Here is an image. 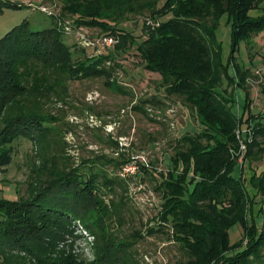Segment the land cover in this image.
<instances>
[{"label":"trees","instance_id":"obj_1","mask_svg":"<svg viewBox=\"0 0 264 264\" xmlns=\"http://www.w3.org/2000/svg\"><path fill=\"white\" fill-rule=\"evenodd\" d=\"M159 1L56 3L63 18L71 19L72 29L118 39L98 57L77 44L66 45L54 22L50 29L32 31L23 21L0 39V172L12 163L20 141L37 146L25 193L15 188V199L10 200L0 188V264H149L152 258L138 248L146 237H159L179 250L181 257L173 264H264V167L253 170L264 166V112L247 117L235 113L234 92L217 91L226 81L246 90L251 72L239 68L233 52L241 41L264 30V0H163L157 7ZM2 7L20 6L0 0ZM252 11L257 14L250 15ZM144 13L149 16L137 23L139 34L122 26L128 15L141 19ZM222 16L231 28L234 77L215 36ZM128 55L138 57L145 70L160 74L165 95L180 97L202 128L174 138L167 169L149 174L159 197L157 214L144 232L134 229L125 235L120 230L126 224V197L105 196L106 191L115 194L116 187L126 191L118 171L128 161L121 153L118 161L102 155L73 166L72 146L57 126L62 127V119L52 110L69 103V84L74 82L103 78L114 93L130 94L113 79ZM139 102L132 110L152 121L150 109L161 102L155 96ZM243 126L244 135H238ZM112 165L115 175L107 169ZM245 169L252 170L248 184L253 197L241 176ZM141 170L148 174L143 165ZM255 197L263 218L260 228L252 211ZM235 226L242 233L231 243L229 232ZM79 227L88 232L90 242ZM82 243L89 247L90 258L78 248Z\"/></svg>","mask_w":264,"mask_h":264},{"label":"rangeland","instance_id":"obj_2","mask_svg":"<svg viewBox=\"0 0 264 264\" xmlns=\"http://www.w3.org/2000/svg\"><path fill=\"white\" fill-rule=\"evenodd\" d=\"M6 2L19 5L20 7H2L0 9V39L11 29L21 24L23 21L28 23L30 30L42 31L50 29L54 23H62L58 25L60 31L64 33L63 41L70 46L77 44L79 48L78 34L90 36L92 31L79 28L72 29L73 25L70 18L60 14V9L57 4L62 3V0H52L48 6L45 0H5ZM57 3V4H56ZM163 0L158 2L157 7L161 6ZM40 7H50L56 17H51L40 11ZM256 12H251L250 15H256ZM148 14L140 15L138 19L134 15H128L123 21L122 26L126 29L131 28L134 34H139L137 23L141 20L148 19ZM63 18V19H62ZM167 15L162 16V20H166ZM137 20V21H136ZM71 23V24H70ZM63 24L69 27L66 32L62 29ZM139 25V24H138ZM84 34H83V33ZM86 34V35H85ZM96 34V33H94ZM215 36L221 45V58L223 63L227 65L228 74L234 77V67L229 62L231 55V28L227 22V17L222 16L215 29ZM97 50V49H96ZM91 48L86 50L87 55L98 57L101 54L108 53L105 49L97 50ZM131 53L133 51H130ZM235 62L239 68L250 70V74L246 79V90H248V99L250 102L249 110L246 111L247 93L242 87H232L227 85V81L223 82L222 87H218L217 91L223 92V89H228L234 92L235 103L232 110L235 113L244 114L247 117L248 113L257 115L264 112V30L259 32L249 41H241L238 44L237 50L233 52ZM77 57V56H75ZM118 59V58H117ZM121 60V59H120ZM118 62V61H117ZM122 65L116 68L113 73V79L122 86H125L130 91L128 95L114 93L107 87L105 79H90L83 82H74L69 84L70 97L68 104L58 105V110H52L56 115L61 117L62 127L57 124L58 128L64 131V141L72 146L69 148V154L72 158L73 166L80 165L85 159H94L96 156H105L111 160H121L119 154L122 153L123 160L131 162V156L141 155L143 161L138 163L135 173L132 176L124 178L126 182V191H122L116 187V193L113 195L106 191L105 198L119 200L121 196L126 197V224L121 228L125 235H128L134 229L145 231L146 225L151 218L158 212L159 197L153 191V179L151 174H157L167 169L169 163L168 157L172 154V143L174 138L180 137L186 133H198L201 131V124L196 118L193 110L187 107L183 100L178 96L167 97L163 87H160L161 76L156 72H149L144 69L141 60L132 55H128L127 59L120 61ZM223 88V89H222ZM95 93L96 95L89 101L86 99L87 94ZM160 101L158 106H152L149 120L140 112L132 110V105L135 102L145 98H151ZM138 105H141L140 102ZM146 108L147 106H142ZM244 112V113H243ZM89 116L96 117L97 123L87 121ZM245 126L242 127V132L237 131L238 135H244ZM248 134L250 131L248 130ZM124 144L123 150L117 153L119 147L118 141ZM112 141L117 144L113 147L109 144ZM16 145L18 148L14 152L12 163L6 168L5 172H0V188L4 191L3 196L12 200L15 199V188L22 195L26 189V179L31 171L32 164L36 161L35 151L36 145L32 141L22 140ZM241 148H245L244 145ZM261 163V162H260ZM258 163V164H260ZM111 164V163H110ZM142 164L148 174L141 170ZM107 165V161H106ZM257 166V163L252 166ZM251 166V167H252ZM255 166V167H256ZM264 166H258L253 170L260 172ZM84 170L87 167H83ZM109 173L114 174L115 166H108ZM87 171V170H86ZM121 171H118V176ZM252 173L251 169H245L241 176L246 179L244 185L250 197L255 194L248 184V178ZM150 174V175H149ZM153 176V175H152ZM237 178L238 170L233 173ZM143 177V178H142ZM154 177V176H153ZM142 178V180H140ZM122 179V178H121ZM126 192V193H125ZM17 192V194H19ZM253 217L258 228L262 223V213L260 212V204L258 197L254 198ZM250 215L248 218L250 219ZM82 235L91 241L88 232L79 227ZM86 232V234L83 233ZM242 228L240 226L233 227L229 232L231 243H235L241 237ZM85 241V240H84ZM170 244V243H169ZM78 248L83 249L85 256L90 258L91 251L85 243L78 245ZM88 247V248H87ZM140 252H146L151 260L149 264H173L175 260L180 259L179 250L168 245L166 240L159 237H146L138 243Z\"/></svg>","mask_w":264,"mask_h":264},{"label":"built area","instance_id":"obj_3","mask_svg":"<svg viewBox=\"0 0 264 264\" xmlns=\"http://www.w3.org/2000/svg\"><path fill=\"white\" fill-rule=\"evenodd\" d=\"M52 9L50 7H40V11L46 13L47 15L51 16V17H56V15L51 11ZM59 26H61L62 23H57ZM68 25L67 24H63V27L62 29H64V31L66 32L68 29ZM81 30V29H79ZM83 33V32H82ZM84 34V33H83ZM86 35V34H85ZM79 38H78V41H79V45L81 46V48H84V49H94V50H99L100 48H103V49H110L112 48L113 46H115L118 42V39L116 37H113V36H83L81 33L78 34ZM97 50H96V53H97ZM99 54V53H97ZM96 94L95 93H89L87 94V97L86 99H88L89 101L93 98V96H95ZM87 121L90 123L91 126H96V125H92V123H97L96 121V117L94 116H89L87 118ZM119 143V150L122 151L123 150V143L122 141H118ZM241 149H244V148H241ZM131 158V162L128 161L127 163H125L122 168H121V171H120V176L122 178H126L128 176H132L134 173H135V170L137 168L136 165H138V163H140V161H143L144 164H146V160H144L143 156L141 155H133L130 157ZM84 234H86L85 231H83ZM87 235V234H86ZM92 239V238H91Z\"/></svg>","mask_w":264,"mask_h":264},{"label":"crops","instance_id":"obj_4","mask_svg":"<svg viewBox=\"0 0 264 264\" xmlns=\"http://www.w3.org/2000/svg\"><path fill=\"white\" fill-rule=\"evenodd\" d=\"M45 2H50L49 4H48V6L51 4V2H52V0H45ZM245 130V129H244Z\"/></svg>","mask_w":264,"mask_h":264}]
</instances>
